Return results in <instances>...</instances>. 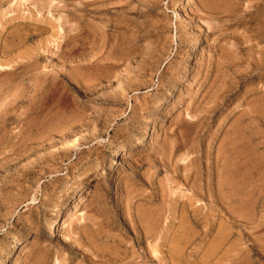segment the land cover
<instances>
[{
	"label": "rangeland",
	"instance_id": "rangeland-1",
	"mask_svg": "<svg viewBox=\"0 0 264 264\" xmlns=\"http://www.w3.org/2000/svg\"><path fill=\"white\" fill-rule=\"evenodd\" d=\"M263 29L264 0H0V264H264Z\"/></svg>",
	"mask_w": 264,
	"mask_h": 264
},
{
	"label": "bare ground",
	"instance_id": "bare-ground-1",
	"mask_svg": "<svg viewBox=\"0 0 264 264\" xmlns=\"http://www.w3.org/2000/svg\"><path fill=\"white\" fill-rule=\"evenodd\" d=\"M229 3V2H228ZM231 5V4H230ZM180 8V7H179ZM250 11V10H249ZM180 12H181V10H180ZM178 13L177 14V18H179L180 17V15H181V13ZM261 14V13H260ZM254 18V17H253ZM263 19V18H262ZM259 29V28H258ZM264 30V29H263ZM262 35V34H261ZM255 36V35H254ZM77 204V203H76ZM74 209V208H73ZM69 219V216L68 215H66L65 216V218H64V222H66L67 220ZM53 224H54V221H52L50 224H49V227H50V229L53 227ZM49 232V231H48ZM28 248V243L27 242H24V245H23V247H22V250H25V249H27ZM152 251V250H151ZM17 262H18V260H16L15 261V264H17Z\"/></svg>",
	"mask_w": 264,
	"mask_h": 264
}]
</instances>
